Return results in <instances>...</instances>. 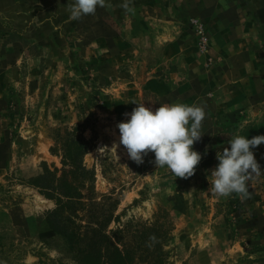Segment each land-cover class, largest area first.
I'll return each mask as SVG.
<instances>
[{"label": "rangeland", "instance_id": "obj_1", "mask_svg": "<svg viewBox=\"0 0 264 264\" xmlns=\"http://www.w3.org/2000/svg\"><path fill=\"white\" fill-rule=\"evenodd\" d=\"M235 1L257 15L263 44L264 0ZM187 3L133 0L134 15L98 7L69 20L68 0H0V264H84L85 242L71 249L52 233L45 219L55 196L32 183L46 170L60 175L58 144L67 133L86 141L82 164L93 173L80 188L75 222L85 223L87 212L111 215L107 231L122 228V243L139 244L134 264L151 263L159 248L165 264H264V175L244 201L207 191L216 152L232 135H264V82L262 97L233 107L234 77L224 76L208 31L186 17L203 21L204 6ZM133 102L153 111L162 103L204 106V135L194 144L202 160L192 177L156 168L154 153L138 165L122 145L112 148ZM104 146L112 149L98 151ZM253 152L264 170V143ZM151 224L166 236L144 244Z\"/></svg>", "mask_w": 264, "mask_h": 264}, {"label": "clouds", "instance_id": "obj_2", "mask_svg": "<svg viewBox=\"0 0 264 264\" xmlns=\"http://www.w3.org/2000/svg\"><path fill=\"white\" fill-rule=\"evenodd\" d=\"M114 11L122 8L127 14H135L133 0H121L114 5L112 0H68L66 6L69 20H80L85 16L95 15L97 8ZM129 117L119 122V144H113L115 150L122 145L128 157L135 163L142 164L144 157L154 153L156 168H166L174 177L188 179L192 177L202 160V155L194 150V144L201 141L202 124L206 118L205 108L193 103H162L153 111L144 103H135ZM230 147L217 150L218 164L210 170L207 177L208 192L219 198L233 195L242 201L251 198L250 182L264 175L257 162L253 149L264 143V135L251 139L234 134L228 140ZM111 148V149H112ZM108 149L107 146L98 149ZM154 241L155 237L149 238Z\"/></svg>", "mask_w": 264, "mask_h": 264}, {"label": "trees", "instance_id": "obj_3", "mask_svg": "<svg viewBox=\"0 0 264 264\" xmlns=\"http://www.w3.org/2000/svg\"><path fill=\"white\" fill-rule=\"evenodd\" d=\"M60 145L58 144L59 148H62L63 164L60 175L56 176V169L46 170L32 180L33 184L44 188L45 194L49 197L55 196L56 206L46 216L47 225L52 233L69 243L71 249L79 242H85L79 249L84 264H134L139 244L131 247L122 243L121 238L124 235L122 228L107 231L106 226L111 220V215L102 213L100 219L98 213L87 212L83 215L86 217L85 223L75 222L74 218L78 217L79 211L84 208L80 188L85 184V180H93V173L82 164V156L88 150V146L85 140L71 133H67L60 141ZM156 228L155 224H151L147 225L145 230H151L149 237L164 238L168 229ZM147 242L153 241L144 238L143 243ZM2 246L3 243L0 241V250ZM164 255L165 252L159 248L157 255L149 264H165Z\"/></svg>", "mask_w": 264, "mask_h": 264}, {"label": "crops", "instance_id": "obj_4", "mask_svg": "<svg viewBox=\"0 0 264 264\" xmlns=\"http://www.w3.org/2000/svg\"><path fill=\"white\" fill-rule=\"evenodd\" d=\"M185 2H188L185 6L191 10L198 9L199 5L204 6L202 9L204 13H200L203 21L196 16L193 17L192 13L186 17L190 18L189 25L195 21L204 26L203 28L208 31L207 41L211 44V48L223 61V65L227 66L224 76L234 77L229 86L233 92V96L230 97L233 98L231 102L233 107L236 109L240 104L241 106H245L246 103L251 104V98L262 97L264 43L261 42L262 24L254 11L249 12L235 0H185ZM192 2L197 5L191 6L189 3ZM112 3L117 5L115 0H112ZM105 10L113 14L111 10ZM184 12L186 13L185 10ZM179 14L174 13L173 18ZM249 77L253 81L252 85L246 84ZM254 78L259 80V87L258 83L255 84ZM221 81L223 83L226 79Z\"/></svg>", "mask_w": 264, "mask_h": 264}, {"label": "built area", "instance_id": "obj_5", "mask_svg": "<svg viewBox=\"0 0 264 264\" xmlns=\"http://www.w3.org/2000/svg\"><path fill=\"white\" fill-rule=\"evenodd\" d=\"M194 23H196L195 21H193Z\"/></svg>", "mask_w": 264, "mask_h": 264}]
</instances>
